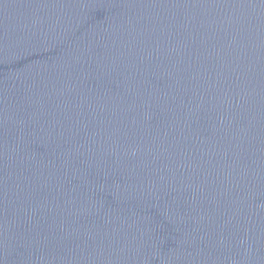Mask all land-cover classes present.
Here are the masks:
<instances>
[{"label": "water", "instance_id": "1", "mask_svg": "<svg viewBox=\"0 0 264 264\" xmlns=\"http://www.w3.org/2000/svg\"><path fill=\"white\" fill-rule=\"evenodd\" d=\"M0 264H264V0H0Z\"/></svg>", "mask_w": 264, "mask_h": 264}]
</instances>
